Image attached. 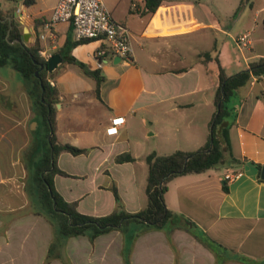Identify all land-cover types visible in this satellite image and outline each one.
I'll list each match as a JSON object with an SVG mask.
<instances>
[{
	"label": "crops",
	"instance_id": "crops-1",
	"mask_svg": "<svg viewBox=\"0 0 264 264\" xmlns=\"http://www.w3.org/2000/svg\"><path fill=\"white\" fill-rule=\"evenodd\" d=\"M127 1L128 10L121 13ZM241 1L163 0L155 13L145 14L144 0H104L113 17L132 31L134 52L129 59L99 56L105 47L100 40L73 45L78 38L68 22L55 25V40L40 39L51 56H62L49 74L59 93L57 141L89 149L79 155L62 151L57 164L70 175H54L56 189L67 201H77L80 212L104 216L115 211L114 185L128 212L142 210L148 204L146 156L193 152L206 145L217 110L221 67L233 75L264 57V46L255 50V39L250 38V54L236 42L247 33L258 34L257 42H264L257 20L264 14V0L247 1L236 13ZM58 2L17 5L14 16L23 34L27 28L29 45L45 32ZM133 2L141 8L137 13ZM65 56L85 65L65 61ZM6 67L0 66V264H45L56 228L44 213L30 209L28 199H14L21 184L6 173L20 168L19 159L6 162L4 155L24 147L19 133L30 117V100L18 71ZM95 69L105 77L100 98L96 80L87 73ZM233 103L238 112L229 130L231 151L214 168L174 177L165 193L167 206L190 218L199 234L221 244L223 256L185 228L169 232L143 226L130 228L129 234L119 227L94 240L88 234L69 237L59 253L72 264H246L239 256L264 264V75L239 88ZM118 117L124 118L118 131L108 133ZM138 124L145 132L134 145ZM150 138L158 140L149 145ZM124 152L136 160L118 163L116 156ZM229 170H242L243 175L228 182L224 176ZM49 264L64 262L57 257Z\"/></svg>",
	"mask_w": 264,
	"mask_h": 264
},
{
	"label": "trees",
	"instance_id": "trees-1",
	"mask_svg": "<svg viewBox=\"0 0 264 264\" xmlns=\"http://www.w3.org/2000/svg\"><path fill=\"white\" fill-rule=\"evenodd\" d=\"M250 0H242L237 8L238 13ZM36 0H23L25 5H32ZM144 13H155L163 0H144ZM40 35L34 44L29 45L23 40L22 26L16 22L12 14H5L0 4V66H10L18 71L22 77V85L26 90L31 109L34 113L33 120L39 122V128L45 131L42 139H36V145L29 158V193L32 200H38L43 204L42 211L56 228V236L51 244L45 264H49L55 258H61L64 264H72L61 255L64 239L88 234L92 240L102 233L113 229L122 228L131 221L143 225L145 228H167L169 232L175 228H185L194 233L207 246L212 248L218 256H223L221 244H215L204 235L199 234L197 225L190 218L172 211L166 203L165 193L168 183L176 176L188 173H201L219 165L227 152L231 151L230 127L234 124L238 112V106L233 103L236 91L248 84L254 76L264 75V57L250 63L249 68L233 75H227L221 67L219 84L215 93L217 110L211 122V131L206 145L197 151L188 152L177 150L171 154L159 155L151 152L146 156L149 165L146 193L148 204L137 212H128L123 208L122 199L118 188L112 190L117 200L115 211L104 216L84 214L78 210L77 201H67L54 184V175H70L60 169L57 164L58 155L62 151L79 155L89 151L88 148L78 147L70 143L61 144L56 136V105L59 103L58 90L49 81L50 71L47 60L40 54ZM93 39H78L73 45L83 44ZM204 56L210 58L211 53L205 52ZM65 61L75 63L80 67L85 64L73 56H65ZM42 65H45L42 68ZM37 71L39 74L37 75ZM96 82L95 93L101 97V83L105 77L100 69L87 71ZM44 87V90L42 88ZM211 148V149H210ZM210 149V151H208ZM41 153L42 157L35 160ZM136 158L130 152H124L116 156L118 163L135 161ZM225 190L229 188L225 185ZM225 249V247H224ZM246 264H259L258 261L239 256Z\"/></svg>",
	"mask_w": 264,
	"mask_h": 264
},
{
	"label": "built area",
	"instance_id": "built-area-1",
	"mask_svg": "<svg viewBox=\"0 0 264 264\" xmlns=\"http://www.w3.org/2000/svg\"><path fill=\"white\" fill-rule=\"evenodd\" d=\"M133 11H140L137 2L131 5ZM60 22H68L74 26L75 35L78 39H96L105 44L97 54L118 55L129 59L134 52L132 43V31L124 23L117 21L104 0H59L55 6L51 18L45 23V32L40 35L41 39L51 38L55 40V25ZM239 47H248L251 44L250 35L243 34L236 39ZM40 54L47 60L51 53L45 49ZM99 66L103 65L102 59ZM124 121L123 117L113 118L112 126L107 129L108 133H116L117 125ZM243 175L242 170H229L224 178L232 182Z\"/></svg>",
	"mask_w": 264,
	"mask_h": 264
},
{
	"label": "rangeland",
	"instance_id": "rangeland-1",
	"mask_svg": "<svg viewBox=\"0 0 264 264\" xmlns=\"http://www.w3.org/2000/svg\"><path fill=\"white\" fill-rule=\"evenodd\" d=\"M22 2H23V0H0V3L3 6V10H4L5 14H7V15L8 14L13 15V12L15 11L17 5L22 4ZM128 4H129V1H127L124 5H122V7H121L122 12L121 13H124L125 10H128ZM134 12L137 13L136 11H133V13ZM263 15L264 14H261L257 18L258 23L260 25V29H259L260 35H263V33H264V31H263L264 30ZM258 37H259V35L256 33H253L250 35V38L255 39V42H254L255 50L264 46V42H261V41L257 42ZM243 50L245 52H247L248 54H250L248 52V47H243ZM6 68H8V66ZM3 73L5 74V77H7V75H6L7 72L3 71ZM18 76H19L20 81L22 82V77H21V74L19 72H18ZM13 81H14V83L17 81L16 76L13 77ZM56 108L58 109V105H56ZM31 110H32L31 104L29 102L30 117L26 120V123L21 127L20 133H19L20 134V142L23 143V144H21V146H23L25 144L24 147L20 150L19 153L10 152L8 154H5L4 159L6 162H8L9 160H12V159H19L21 162L20 168H12V169L6 170V173L8 175H14L17 182H20V184H21L19 190L16 191V193H15L14 199L15 200L20 199V201L21 200L24 201V199H28L31 202L30 209H32L33 211L34 210L35 211H42L43 207H44L43 204L40 203L38 200H32L31 195L29 193V184H28V177H29L28 166L29 165L28 164H29L30 155L32 153V150L34 149L35 144H36V139L37 138L42 139V137L44 136L45 130L43 128H39V122L37 120H33L34 113ZM26 111H28L27 107H26ZM21 112H23V108H21ZM148 116H149V114H147V117ZM34 122H37V124ZM140 128H141V130H140ZM144 132H145V128L143 126L141 127L138 124L136 130L134 131V135L132 137L134 145H135V141L141 142L143 140V133ZM90 140H91V138L87 137L85 141L88 142ZM154 140H158V139L157 138H155V139L150 138L149 139V145H152ZM14 142H15V140H14ZM41 157H42V155H41V153H39L37 155V157H35V160L36 159L39 160ZM13 187H14V190H16L15 189L16 186H13ZM123 208L125 209L124 205H123ZM136 226H143V225L137 224L136 222L131 221L130 223L125 224L122 227V230L125 234H129L130 228H132V227L134 228ZM130 247H131V242L127 246V250H126L127 255L129 254L128 249ZM127 259H129V257ZM67 260H69V258H67ZM129 264H131L130 260H129Z\"/></svg>",
	"mask_w": 264,
	"mask_h": 264
},
{
	"label": "water",
	"instance_id": "water-1",
	"mask_svg": "<svg viewBox=\"0 0 264 264\" xmlns=\"http://www.w3.org/2000/svg\"><path fill=\"white\" fill-rule=\"evenodd\" d=\"M27 28H25L24 34H23V40L27 43L29 41V37L27 36L26 33ZM28 44V43H27ZM119 58V57H118ZM62 61V56L60 54H54L51 57H49V59L47 60V67L49 69V71H53L56 66ZM45 65H42V68ZM39 74V71H37V75ZM43 90L44 87L42 86ZM59 105V104H58ZM37 124V122H34ZM211 149V148H210ZM210 149H208V151H210ZM262 178L264 179V167L262 169ZM122 224V223H121ZM121 224L118 225V227L121 226Z\"/></svg>",
	"mask_w": 264,
	"mask_h": 264
},
{
	"label": "bare ground",
	"instance_id": "bare-ground-1",
	"mask_svg": "<svg viewBox=\"0 0 264 264\" xmlns=\"http://www.w3.org/2000/svg\"><path fill=\"white\" fill-rule=\"evenodd\" d=\"M51 57V56H50ZM49 59V58H48Z\"/></svg>",
	"mask_w": 264,
	"mask_h": 264
}]
</instances>
